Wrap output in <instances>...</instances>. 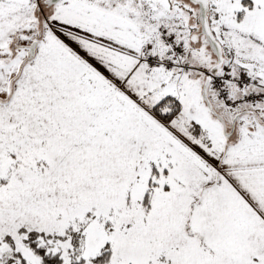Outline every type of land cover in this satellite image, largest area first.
<instances>
[{
  "label": "snow or ice",
  "instance_id": "6c2138e0",
  "mask_svg": "<svg viewBox=\"0 0 264 264\" xmlns=\"http://www.w3.org/2000/svg\"><path fill=\"white\" fill-rule=\"evenodd\" d=\"M0 264H264V0H0Z\"/></svg>",
  "mask_w": 264,
  "mask_h": 264
}]
</instances>
